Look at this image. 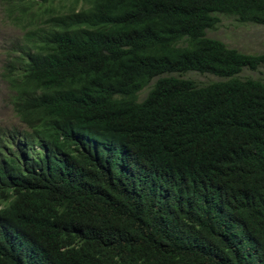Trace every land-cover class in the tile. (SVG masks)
Listing matches in <instances>:
<instances>
[{
    "label": "trees",
    "instance_id": "16d2710c",
    "mask_svg": "<svg viewBox=\"0 0 264 264\" xmlns=\"http://www.w3.org/2000/svg\"><path fill=\"white\" fill-rule=\"evenodd\" d=\"M4 1L0 264H264V0Z\"/></svg>",
    "mask_w": 264,
    "mask_h": 264
},
{
    "label": "rangeland",
    "instance_id": "374dc122",
    "mask_svg": "<svg viewBox=\"0 0 264 264\" xmlns=\"http://www.w3.org/2000/svg\"><path fill=\"white\" fill-rule=\"evenodd\" d=\"M7 3L0 0V126H20L21 121L15 115L11 106V93L9 94L8 84L1 76L3 66L9 62L11 47L20 40L24 32L7 19ZM209 36L217 37L227 43L230 47L239 49L245 53H264V25L251 23L241 24L233 18L223 16L219 26L208 32ZM244 76L261 77L264 79V66L258 70L245 69ZM199 80L207 81L215 77L189 74ZM147 90L142 92L141 97L146 95Z\"/></svg>",
    "mask_w": 264,
    "mask_h": 264
}]
</instances>
